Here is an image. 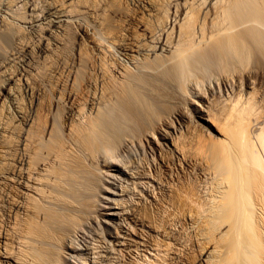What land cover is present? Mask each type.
Segmentation results:
<instances>
[{
  "label": "bare ground",
  "instance_id": "bare-ground-1",
  "mask_svg": "<svg viewBox=\"0 0 264 264\" xmlns=\"http://www.w3.org/2000/svg\"><path fill=\"white\" fill-rule=\"evenodd\" d=\"M138 6L0 0V264H108L137 245L159 249L143 229L164 230L137 213L188 167L212 183L202 212L181 198L201 243L192 263L264 264V0ZM86 16L93 31L76 23ZM60 36L73 46L64 79L31 76L30 60ZM110 173L126 181L109 189Z\"/></svg>",
  "mask_w": 264,
  "mask_h": 264
},
{
  "label": "rangeland",
  "instance_id": "rangeland-1",
  "mask_svg": "<svg viewBox=\"0 0 264 264\" xmlns=\"http://www.w3.org/2000/svg\"><path fill=\"white\" fill-rule=\"evenodd\" d=\"M44 0H36V2H37V4H41L42 2H43ZM125 1V2H124ZM121 2H122V7H124V8H129L128 9V11L130 12L131 10L132 11H135V12H139L140 10V8H139V6L138 5H140L141 4V0H121ZM139 2V3H138ZM124 4V5H123ZM138 4V5H137ZM130 6V7H129ZM131 9V10H130ZM134 9V10H133ZM137 10V11H136ZM131 11V12H132ZM137 12V13H138ZM93 18V17H92ZM90 16H86V17H84V18H82L81 19V17L79 18V19H77V21H76V23L78 22V24H87V25H89V29H90V31H93V29H92V25H93V19H92ZM76 19V18H75ZM87 19V21H85ZM88 19H89V21H88ZM85 21V22H84ZM89 23V24H88ZM123 23V22H122ZM125 23V22H124ZM123 23V24H124ZM75 23H74V25H73V29H72V32L74 33V31H75ZM90 25H91V27H90ZM92 29V30H91ZM72 33V35L74 36L75 34H73ZM62 37V38H61ZM64 37L63 36H60L59 37V39H61V44H58L56 47H54L55 49H53L54 50V53H53V50L50 52V53H48V54H46L44 57L43 56H40V57H36V58H34V60H30V62H29V66L27 67V68H29L28 69V72H29V74L31 75H33V77H39V78H41V76H43L42 78H46V77H48L47 79H49V76H50V78L52 77V79L54 80V79H56L57 80V78L56 77H58L60 74H62V75H60L59 77H58V81H61L60 79H64V77H65V73H66V71H65V66H66V61L67 62H69L68 60L70 59V50H71V52L73 51V49H72V47L70 48V46L72 45L71 43H67V44H71V45H68L69 46V48L67 47V46H64L63 45V42H62V40H64L63 39ZM77 38V37H76ZM75 37H74V43L75 42H77V40L78 39H76ZM33 40H35V39H33ZM65 47V48H67L66 50H64L65 48L63 47V46ZM60 46H62L63 48H61ZM60 49H58V48ZM70 49V50H69ZM56 51V52H55ZM59 52V53H58ZM67 52L69 53L68 54V57L66 56L67 55ZM59 55V56H58ZM62 55V56H61ZM49 56V57H48ZM58 56V57H57ZM64 56V57H63ZM68 59H67V58ZM44 58V59H43ZM46 58V59H45ZM19 59V60H18ZM56 59V60H55ZM64 59V60H63ZM67 59V60H66ZM46 62H44V61ZM50 60V61H49ZM52 60H54V61H52ZM60 60H61V62H60ZM18 61V62H17ZM20 61V62H19ZM39 61V62H38ZM42 62V64H41V62ZM65 61V62H64ZM16 62V63H15ZM23 61H22V59L20 58V56L18 57V58H15L14 60H13V63H14V65H12V67H18V68H20L22 65H23V63H22ZM64 62V63H63ZM13 63H11V64H13ZM20 63V64H19ZM39 63V64H38ZM48 63V64H47ZM50 63V64H49ZM22 64V65H21ZM32 64V65H31ZM52 64V65H51ZM56 64V65H55ZM18 65V66H17ZM34 65V66H33ZM45 65V67H47V68H45V67H43ZM37 68H36V67ZM56 67V68H54V67ZM64 66V67H63ZM15 67V68H16ZM44 69H42V68ZM59 67V68H58ZM32 68V69H31ZM52 68V69H51ZM40 69V70H39ZM49 69H51V70H49ZM38 70V71H37ZM49 72H48V71ZM53 70V71H52ZM60 70H62V71H59ZM63 70H64V72H63ZM40 71V72H39ZM42 71H47L46 73L45 72H42ZM52 71V72H51ZM56 71V72H55ZM42 73V74H41ZM44 73V74H43ZM63 73H64V75H63ZM209 72H207L206 73V78L204 79V81L205 82H203L202 81V84H208L209 82H212V80L214 81V79H212V76L211 75H209V74H211V73H209ZM39 74H41V75H39ZM51 74V75H50ZM31 75V76H32ZM35 75V76H34ZM54 76V78H53V76ZM209 75V76H208ZM62 76V77H61ZM211 77V78H210ZM208 78H210V79H208ZM47 79H45L44 80V82L45 83H48L49 84V82L47 81ZM52 80V81H53ZM207 80V81H206ZM204 85H203V88H204ZM202 86V85H201ZM46 88H48V85H47V87ZM218 97V96H217ZM214 98V101L216 102V101H218V99L220 100V103L218 104V102L217 103H212L213 104V107L214 108H221L222 107V98L221 97H218V98ZM27 97H25V103L27 102V99H26ZM215 99H217V100H215ZM214 104H215V106H214ZM221 104V105H220ZM220 105V106H219ZM194 106H195V104H194ZM192 107H193V105H192ZM183 130V129H182ZM190 134V132H184L183 133V138L186 140V138L189 136V134ZM185 134V135H184ZM188 135V136H187ZM192 134H190V136H191ZM187 136V137H186ZM192 137V136H191ZM191 137H189V138H191ZM188 139V138H187ZM187 141V140H186ZM201 152V151H200ZM199 152V154L196 152V154H194V156H195V158L197 157V159L199 160V162L204 166V167H206L205 165H206V162H207V160H208V155H204L206 152H203L202 151V153H200ZM201 154H203V156L205 157V158H203V157H200L201 156ZM139 155V156H138ZM138 156V157H137ZM143 156L145 157V160H144V158H143ZM134 157L136 158L137 157V159H140V158H142L141 159V162H143V163H145V165L147 164V162H148V164L151 166V164H152V157L150 156V154H145V155H142V153H141V155L138 153L137 155H134ZM147 158V159H146ZM204 160H203V159ZM206 159V160H205ZM145 161V162H144ZM202 161V162H201ZM150 162H151V164H150ZM204 162H205V165H204ZM147 164V165H148ZM146 165V166H147ZM189 168V167H188ZM184 169V171H182V172H184V173H182V174H178L179 176H178V180L176 179V180H172V181H168V183L166 182V181H164V183H162L164 186H165V183H167L166 185H170L171 186V188H172V190H171V192H170V194L168 193L167 195L166 194H164L163 195V197H162V200H160L159 202H161V203H158L159 205H157V204H151L150 203V205L148 204V203H145L144 204V206H143V208H141L142 209V211L141 210H139V213H137L138 214V217L140 218L141 217V215L142 216H146V218L148 219V222H149V224H151L153 227H155V225L156 226H158V228L160 229L161 228V231L162 230H164V234H165V236H167V237H164V235H163V237H162V234H163V231L162 232H156V231H151V230H149V228L148 227H144V229H143V238L144 239H146L147 240V244L150 246V248L152 247L151 246V244H157V247L159 248V246H160V248L159 249H157V248H155L154 250H151V249H148L147 247H142V245H137L136 246V248H138V247H140V248H138V249H136L135 247H132V248H135V251H134V249H132L131 251H129V252H123L122 250V252H121V254L123 255V257L125 258V257H127V258H123L122 256H121V254L118 252V253H114V256L112 255V253L110 254V256L112 255L113 256V260L111 259V257L110 256H108V258L110 259H107V261L108 262H106V263H108L109 264V262L110 263H112V264H117V261H118V264H150V262H151V264L153 263V264H194V263H192V262H196L195 261V259L196 260H198V257H199V255L198 254H200V250H201V248H199V246L201 247V245H199V244H201L198 240H196L195 239V236L192 234V232L190 231L191 230V228H190V225H189V223L187 222V220L186 221H183V220H185L184 218V216L185 215H183V214H185V212H187V210H185V208L187 209L188 207L187 206H189L188 205V202L190 201V203H191V201L193 202L194 201V199H195V201H197V202H195L194 203V206L196 207V205H197V209H199L201 212H202V210L203 209H205L206 208V206L208 205L207 203H208V197H209V193H210V190H211V188L212 187H210V186H212L211 184V179L209 178V176L207 177V176H201V175H197L195 172H197V170L195 171V170H193V169ZM188 170V171H187ZM194 172H193V171ZM191 171V172H190ZM175 172V171H174ZM181 172V171H180ZM111 175H105V174H103V177H102V181H104V183H106V184H109V186H108V188L110 189L111 188V186L113 185V184H115V183H117L118 185L119 184H124V182L126 181V179L125 178H123V177H120V178H114V176L112 175V173H110ZM193 174V175H192ZM196 176H195V175ZM182 177H181V176ZM192 175V176H191ZM194 178V179H193ZM181 180V181H180ZM190 181H191V183H190ZM170 182V183H169ZM175 182H176V184H175ZM186 182V183H185ZM103 183V184H104ZM211 183V184H210ZM102 184V185H103ZM172 184V185H171ZM189 184V185H188ZM177 185V186H176ZM184 185L185 187H182V186ZM154 184L153 185H151V184H149L148 185V189L151 191V192H155V190H154ZM173 186V187H172ZM187 186V187H186ZM191 187V188H189V187ZM175 188V189H174ZM193 188H195V189H193ZM189 189H190V191H189ZM176 190V191H175ZM178 191V192H177ZM187 191V192H186ZM191 191H193V192H191ZM174 194H173V193ZM185 192H186V194H185ZM190 193V194H189ZM192 193H193V195H192ZM195 193V194H194ZM171 196V198H170V196ZM179 195V196H178ZM184 195V196H183ZM185 195H190L189 196V198L191 199V200H189L188 199V197H185ZM168 196V197H167ZM181 198H186V200H189V201H187V204H185V203H180V202H183V199H181ZM193 198V199H192ZM172 199V200H171ZM175 200V201H174ZM179 200V201H178ZM180 200H182V201H180ZM185 200V199H184ZM111 202V201H110ZM147 204V205H146ZM183 204H185L186 205V207L183 205ZM192 204V203H191ZM200 204V205H199ZM183 205V206H182ZM203 208H201V207ZM183 207H185V208H183ZM199 207V208H198ZM183 209V210H181V209ZM106 211H108V208H102V209H100L96 214L98 215V216H101V218H103L104 217V214L103 213H105ZM181 211V212H180ZM183 211V212H182ZM185 211V212H184ZM141 213V214H140ZM181 213V214H180ZM183 213V214H182ZM184 218H183V217ZM182 217V218H181ZM180 218V219H179ZM179 219V220H178ZM181 221V222H180ZM114 222H116V219H115V221ZM123 223V225H124V223L125 222H122ZM131 224V223H130ZM86 234H88V232H86ZM195 239V240H194ZM198 241V242H197ZM167 242V243H166ZM199 243V244H198ZM159 245V246H158ZM132 252V253H131ZM129 253V254H128ZM118 254V255H117ZM128 254V255H127ZM173 256V257H172ZM176 258H175V257ZM180 256V257H179ZM198 256V257H197ZM68 257L70 258V260H73L74 262H76L77 264H81L80 263V261H76V259L75 258H73V257H70L69 255H68ZM118 257H120V258H118ZM129 257V258H128ZM117 258H118V260H117ZM128 261H127V260ZM175 260V261H174ZM122 261V262H121ZM153 261V262H152ZM146 262H149V263H146ZM172 262V263H171Z\"/></svg>",
  "mask_w": 264,
  "mask_h": 264
}]
</instances>
